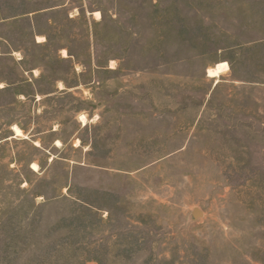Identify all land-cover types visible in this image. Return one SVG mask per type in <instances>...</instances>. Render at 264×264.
I'll use <instances>...</instances> for the list:
<instances>
[{
	"label": "rangeland",
	"instance_id": "rangeland-1",
	"mask_svg": "<svg viewBox=\"0 0 264 264\" xmlns=\"http://www.w3.org/2000/svg\"><path fill=\"white\" fill-rule=\"evenodd\" d=\"M0 264H264V0H0Z\"/></svg>",
	"mask_w": 264,
	"mask_h": 264
},
{
	"label": "bare ground",
	"instance_id": "bare-ground-1",
	"mask_svg": "<svg viewBox=\"0 0 264 264\" xmlns=\"http://www.w3.org/2000/svg\"><path fill=\"white\" fill-rule=\"evenodd\" d=\"M95 17L97 18V20H99L101 18V14L99 12H96ZM38 42H43L44 39L43 38H38ZM65 53V57H67L66 52ZM230 67L226 62H220L218 64H216L213 68H209L207 70V76L208 78L211 79H216L218 81V79L225 73L229 72ZM79 121L85 126L88 123L87 117L85 115H81L79 118ZM13 132L15 133L16 137H24L23 131L18 127V126H14L13 128ZM80 141H77L76 146H79ZM57 146H61L60 142H57ZM32 168L34 170H38V166L36 164L32 165Z\"/></svg>",
	"mask_w": 264,
	"mask_h": 264
},
{
	"label": "water",
	"instance_id": "water-1",
	"mask_svg": "<svg viewBox=\"0 0 264 264\" xmlns=\"http://www.w3.org/2000/svg\"><path fill=\"white\" fill-rule=\"evenodd\" d=\"M201 214H202V213H201L199 210H197V209L193 212V216H194L195 218H198Z\"/></svg>",
	"mask_w": 264,
	"mask_h": 264
}]
</instances>
